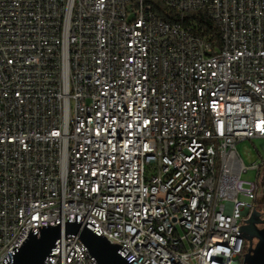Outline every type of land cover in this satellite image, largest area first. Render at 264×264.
Instances as JSON below:
<instances>
[{
  "label": "built area",
  "instance_id": "obj_1",
  "mask_svg": "<svg viewBox=\"0 0 264 264\" xmlns=\"http://www.w3.org/2000/svg\"><path fill=\"white\" fill-rule=\"evenodd\" d=\"M154 1L205 9L220 46L193 23L160 21ZM188 75L200 76L208 106L193 100ZM255 139L264 0H0V264L54 227L56 207L73 208L129 264H243L264 154L247 165L238 144ZM249 170L256 180L244 182ZM138 223L153 234L138 235ZM216 243L234 244L223 253L235 260L217 261ZM44 264L98 263L63 233Z\"/></svg>",
  "mask_w": 264,
  "mask_h": 264
},
{
  "label": "water",
  "instance_id": "obj_2",
  "mask_svg": "<svg viewBox=\"0 0 264 264\" xmlns=\"http://www.w3.org/2000/svg\"><path fill=\"white\" fill-rule=\"evenodd\" d=\"M256 210L244 221L242 234L249 244L244 255L243 264H264V229L257 224L263 221L255 219ZM78 236L98 264H129L119 253L120 247L110 243L105 237L99 236L78 223H70L66 228L61 226L48 227L38 234H30L23 245L16 250L13 264H44L62 234ZM253 239L258 242L253 246Z\"/></svg>",
  "mask_w": 264,
  "mask_h": 264
},
{
  "label": "bare ground",
  "instance_id": "obj_3",
  "mask_svg": "<svg viewBox=\"0 0 264 264\" xmlns=\"http://www.w3.org/2000/svg\"><path fill=\"white\" fill-rule=\"evenodd\" d=\"M160 21L165 22L159 18ZM188 83H194L189 86V93L193 94V100H201V106H208V96H202L200 76L188 75ZM206 124L209 127H217V115L213 108H204ZM201 156L212 157L209 143H201ZM209 167H216V159H209ZM211 179V170H202V180ZM53 223L55 226H61L63 229L70 223H75L73 208L56 207L53 211ZM43 230V229H42ZM207 232H216V222L207 223ZM137 233L140 236H150L153 234V227L146 226V223L137 224ZM66 247H78V240H66ZM216 260L232 261L235 260V253H223L234 251V244L216 243Z\"/></svg>",
  "mask_w": 264,
  "mask_h": 264
},
{
  "label": "trees",
  "instance_id": "obj_4",
  "mask_svg": "<svg viewBox=\"0 0 264 264\" xmlns=\"http://www.w3.org/2000/svg\"><path fill=\"white\" fill-rule=\"evenodd\" d=\"M154 12L161 20L172 24L180 21L186 24L193 23L197 30H203L204 35H212L216 46H220L219 33L217 27L207 17L205 9H198L195 11L185 12L183 14L177 13L175 10L165 7L163 4L154 1Z\"/></svg>",
  "mask_w": 264,
  "mask_h": 264
},
{
  "label": "rangeland",
  "instance_id": "obj_5",
  "mask_svg": "<svg viewBox=\"0 0 264 264\" xmlns=\"http://www.w3.org/2000/svg\"><path fill=\"white\" fill-rule=\"evenodd\" d=\"M238 150L241 153L245 163L250 165L251 163L258 161L257 152L264 154V139H255L253 141H244L238 144ZM250 152V157H248ZM257 177L256 170H249L246 174L242 176L244 182L255 181ZM246 200V199H243ZM251 202V200H246Z\"/></svg>",
  "mask_w": 264,
  "mask_h": 264
},
{
  "label": "flooded vegetation",
  "instance_id": "obj_6",
  "mask_svg": "<svg viewBox=\"0 0 264 264\" xmlns=\"http://www.w3.org/2000/svg\"><path fill=\"white\" fill-rule=\"evenodd\" d=\"M256 210L257 214L255 215V219L258 221H263L264 220V196L261 197L260 199L256 200L252 212ZM244 213H248V210H245ZM258 229H264V224L258 223L257 224ZM258 240L253 239L252 243L253 246L257 244ZM247 248H248V243L246 242Z\"/></svg>",
  "mask_w": 264,
  "mask_h": 264
}]
</instances>
